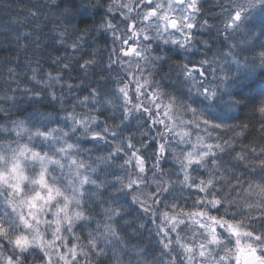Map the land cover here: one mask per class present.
I'll use <instances>...</instances> for the list:
<instances>
[{"label": "clouds", "instance_id": "9594fccd", "mask_svg": "<svg viewBox=\"0 0 264 264\" xmlns=\"http://www.w3.org/2000/svg\"><path fill=\"white\" fill-rule=\"evenodd\" d=\"M0 264H264V0H0Z\"/></svg>", "mask_w": 264, "mask_h": 264}]
</instances>
